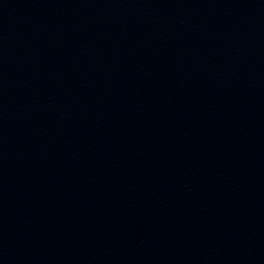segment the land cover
I'll use <instances>...</instances> for the list:
<instances>
[{
	"label": "water",
	"instance_id": "water-1",
	"mask_svg": "<svg viewBox=\"0 0 264 264\" xmlns=\"http://www.w3.org/2000/svg\"><path fill=\"white\" fill-rule=\"evenodd\" d=\"M0 264H264V0H0Z\"/></svg>",
	"mask_w": 264,
	"mask_h": 264
}]
</instances>
